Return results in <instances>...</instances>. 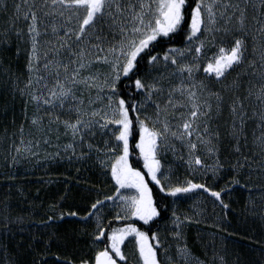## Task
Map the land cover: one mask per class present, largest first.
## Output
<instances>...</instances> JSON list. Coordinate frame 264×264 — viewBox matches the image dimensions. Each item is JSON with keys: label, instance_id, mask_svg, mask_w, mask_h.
<instances>
[{"label": "snow or ice", "instance_id": "1", "mask_svg": "<svg viewBox=\"0 0 264 264\" xmlns=\"http://www.w3.org/2000/svg\"><path fill=\"white\" fill-rule=\"evenodd\" d=\"M6 3L7 0H0V12L7 11ZM23 6L25 11L21 14L22 5L16 4L9 27L0 29V51L11 47L13 35L18 41L27 38L28 79L20 89L27 97L26 103L31 102L37 112H44L49 118V130L53 124L63 127L64 135L71 137L65 151L71 150L75 156L77 147L87 148V152L81 150L78 159L93 150L101 151L87 142L98 131L114 141L110 144L105 140L104 151L105 155L115 153L111 157L114 162L108 165L115 194L97 199L87 215L80 217L86 223L89 217L95 220L92 244H103L94 254V264H130L126 241L133 246L131 255L136 264H159L157 252L166 249L158 235L150 237L131 222L105 227L102 214L109 207L107 201L113 202L114 220L149 225L161 212L145 179L148 176L167 196L194 192L199 195L198 190H202L222 208L229 207L221 198L222 192L205 183L186 179L177 185L163 184L169 176L161 172L159 156L168 150L177 151L178 142L187 149L190 169L195 165V172H211L217 179L227 166L234 173L232 184L240 185V169L250 167L248 157L242 153V146L249 143L246 126L250 120L256 121L260 129L259 136L253 133V148L264 156V11H259L264 9V0L258 4L252 0H196L193 7L188 6V0H23ZM249 6L254 12L259 11L258 17L252 16L258 36L248 27ZM186 14L190 24L186 23ZM21 20L26 32L16 28V22ZM178 33L184 36L182 48L157 51ZM209 48L216 51L206 58ZM19 51L17 47V55ZM202 60L206 63L203 71L208 74L203 80L196 75L201 71ZM248 69L253 71L249 73ZM242 75L256 77L257 81H247L243 93ZM215 84L220 85L219 90H213ZM98 102L102 106L95 107ZM149 106L151 113L147 111ZM183 108H187V114L179 113L178 123L170 119L176 116L177 109ZM225 109L228 119L221 124ZM130 113L136 114L139 142L135 148L143 158L146 172L134 168L129 161L133 134ZM31 124L44 130L43 117L32 118ZM225 139L233 142L232 150L237 154L234 162L227 157L221 159ZM201 149L211 157V165L197 154ZM16 151L19 153L20 149ZM261 168L264 169V162ZM128 189L134 191H121ZM222 191L230 189L225 186ZM261 199L264 200V192ZM9 215L10 206L5 203L0 208V223L6 228L11 223ZM69 215L75 217L77 213ZM173 217L176 229L190 220H182L175 212ZM174 236L180 239L181 233L175 231ZM178 251L188 264L187 248ZM220 261L226 264L223 257ZM81 264H89V260H81Z\"/></svg>", "mask_w": 264, "mask_h": 264}, {"label": "trees", "instance_id": "2", "mask_svg": "<svg viewBox=\"0 0 264 264\" xmlns=\"http://www.w3.org/2000/svg\"><path fill=\"white\" fill-rule=\"evenodd\" d=\"M195 2L196 0H188V6L193 7ZM252 2L258 4L259 0ZM16 4L22 5L21 14L25 11L23 0H7V11L0 12V29L9 27L8 21L15 16ZM259 11L254 12L251 6L248 8V27L254 33L252 16L258 17ZM51 19L53 18H49ZM186 23L190 24L187 14ZM40 27L43 30L44 25L41 24ZM16 28L26 32L25 22L17 21ZM184 43L183 33H178L171 43L164 41L157 51L163 53L168 47L182 48ZM17 47L19 55L16 54ZM28 49L26 37L23 41H18L13 35L11 47L0 51V208L5 203L10 206L11 222L8 228L0 223V264H12L13 261L15 264H81V260H89V264H93L94 254L103 244H92L95 220L89 217V222L86 223L80 217L87 215L97 199L115 194V182L110 172L106 173L105 170L108 167L101 168L99 160L105 146L100 143V147L104 146L100 155L93 150L90 158L75 159L80 154L65 156L62 148L70 143L71 137L64 135L62 126L53 124L49 130V118L42 110L37 112L33 103H26L27 97L20 92L28 79ZM215 51V48L207 49L206 58L214 55ZM201 62L203 67L204 61ZM251 71L253 70L248 69L249 73ZM204 77L199 73V79L203 80ZM231 79L230 77L229 83ZM250 79L257 82L256 77L241 76L242 93ZM212 87L214 91L220 89L218 84ZM130 115L133 117V134L129 142V161L134 168L146 172L143 158L135 148V144L139 142L138 126L134 119L136 114ZM37 116L43 117V131L31 124L32 118ZM227 119L225 109L220 118L221 124ZM256 123L250 120L246 126L249 143L247 147L242 146V153L248 157L250 167L240 169L237 176L240 185L232 184L234 173L227 166L219 178H210L211 181L207 180L205 183L212 190L221 191V198L229 207L222 208L213 197L199 190L207 197L206 211L202 213L200 221L189 224L184 230V238L192 250L190 252L204 264H221V257L226 264H264V200L261 199V193L264 192V169L261 168L264 156L259 155V149H254L252 145L253 133L260 135ZM224 130L222 127L221 131ZM45 140L48 142L45 143ZM232 143L225 139L221 144L222 160L227 157L229 162H234L237 158L232 150ZM34 147L39 154L25 151ZM52 147L61 148V153L57 152V155L52 152ZM16 149H20V152L17 153ZM203 152L201 149L197 154L207 165H211L212 159L208 160ZM159 158L162 162V157ZM146 181H149L161 216L149 225H143L142 221H116L113 219L112 201H107L109 207L102 214L105 227H119L131 222L141 231H147L151 237L159 230L160 225L169 220L173 197L160 192L159 186L150 180ZM241 185H246L247 188ZM225 186L230 191H222ZM250 197L252 203H249ZM70 212H76L77 216H70ZM61 215L63 219H60ZM108 221L112 223L109 224ZM161 254L162 250H158L157 259L159 264H165ZM129 261L134 264L131 259Z\"/></svg>", "mask_w": 264, "mask_h": 264}, {"label": "rangeland", "instance_id": "3", "mask_svg": "<svg viewBox=\"0 0 264 264\" xmlns=\"http://www.w3.org/2000/svg\"><path fill=\"white\" fill-rule=\"evenodd\" d=\"M209 49H213V48H209ZM204 67H206V63H204L203 67H201V71L199 73L207 76L208 74L203 71ZM199 73L196 74L197 77L199 76ZM173 82L177 83V81L175 80ZM167 83L168 82L165 81V86H167ZM160 102L163 103V100L161 99ZM94 106L100 107L102 106V102H98ZM147 111L149 113L152 112L151 106H149ZM181 112H184L186 115L187 108L177 109L176 116L170 117V119H173L174 122L178 123L179 113ZM105 140H108L110 144L114 143V141H112L109 138V136H104L99 131L97 132L95 136L87 138V142L92 143L94 145V148L99 147L100 149H102V147L104 148ZM69 141L71 142V139H69ZM100 143L104 144V146L100 147L99 146ZM32 145L33 144H31V146ZM36 146L39 147L37 144ZM176 148H177V151L175 152L172 150H168L160 154V157H162L163 159L161 162L162 164L161 172L166 173L169 176V180L162 181L163 184L167 185L171 183L173 185H177V184L183 183L186 179H191L193 180V182H197V183H206L207 180L211 181L210 178H213L211 172H204V171L195 172L194 170L197 167L195 165H193L191 169L189 168L188 164L186 163L188 159V152L186 148H181L178 142L176 143ZM35 150H36V147L30 148L28 151L31 152L30 154H36V155L40 153V152L38 153L35 152ZM62 150L66 154L65 156L72 155L71 150L65 151V147L62 148ZM81 150H87V148L84 147L83 149H81L80 147H77L76 155H79L81 153ZM51 151L56 152V153L57 152L61 153V148L52 147ZM95 153L100 155L101 151L95 152ZM101 156L102 158H100L99 160L105 161L104 164H101V168L105 169L106 167H108V165L114 162L111 159V157L115 156V153H107V155H105V151H104L102 152ZM181 156H183L184 158L181 159L180 158ZM90 157H92V154L86 155L83 159L90 158ZM205 157L208 160H211V157L207 156L206 154H205ZM75 159H78V158H75ZM97 167H98V164H97ZM105 170H106V173L110 172L109 167L108 169H105ZM108 176H110V174H108ZM148 179L150 180V177ZM121 191L125 192V194H131L134 190L128 189V190H121ZM173 203L174 204L172 208V214L169 220L163 223L162 225H160L159 230L155 233L156 235H158L160 240L163 241V248L166 249V251L162 250V254H161L162 261L165 264H170V263L185 264V260L180 255L178 249L186 247L188 252L190 253L188 264H200V262L204 264L203 261H201L196 255H193L190 252L192 250L190 249L189 245L187 244L184 238L185 237L184 230L187 228L189 224L192 225L193 223L201 220L202 213L206 211V205H207L206 195H204L201 192H199V195H197L196 192L189 193L187 195H180L177 197H173ZM173 212H175L176 215L180 216L182 220L185 217H189L190 220H185L184 223L181 225L180 229H176L175 225L172 223L173 218H174ZM175 231H179L181 233L180 239H177L174 236ZM129 240H131V237L129 238ZM125 244L127 246L126 255H128L129 259H131L134 262V264H136L135 258L131 255L133 246L128 244V241H126ZM99 248H102V246L100 245ZM118 264H123V262H118Z\"/></svg>", "mask_w": 264, "mask_h": 264}, {"label": "flooded vegetation", "instance_id": "4", "mask_svg": "<svg viewBox=\"0 0 264 264\" xmlns=\"http://www.w3.org/2000/svg\"><path fill=\"white\" fill-rule=\"evenodd\" d=\"M148 178H149L148 176L145 177V179H148Z\"/></svg>", "mask_w": 264, "mask_h": 264}]
</instances>
